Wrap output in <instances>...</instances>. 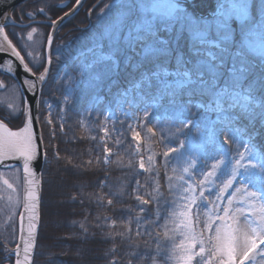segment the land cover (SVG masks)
Returning <instances> with one entry per match:
<instances>
[{"label":"trees","instance_id":"trees-1","mask_svg":"<svg viewBox=\"0 0 264 264\" xmlns=\"http://www.w3.org/2000/svg\"><path fill=\"white\" fill-rule=\"evenodd\" d=\"M189 1L183 5L192 10L195 20L163 23L154 38L161 36L168 43L158 52L140 59L132 55L126 65L112 73L102 74L100 83L91 89L69 94L64 103H61L60 97L56 99L53 96L51 79L43 85L38 116L41 115L44 99L52 104L54 119L47 128L39 118L45 163L41 173L40 224L32 264L170 263L174 242L163 230L173 204L171 195L163 189L167 164H163L157 156L152 172L140 171L124 125L117 127L108 143L101 141L99 126L105 109L123 88L141 79L147 80L143 88L148 99L160 94L165 98L162 97L165 100H162L163 105L176 102L186 106H195L188 102L198 100L203 102L204 108H207L204 111L208 113L218 112L207 107L217 88L241 91L252 101L247 108L232 104L231 99L226 101L224 107L229 116L223 122L242 138L248 139L251 147L259 146L264 150V117L260 115L264 107V61L236 43L258 22L259 15H264V0L259 5L252 2V12L242 23L236 25L231 21L226 26L209 16L213 11L210 7L215 6L214 0ZM74 2L70 0V4ZM49 3V0H28L24 4L35 7L39 13L40 9H44L42 16L54 18L55 10ZM23 5L19 6L21 12H17V16L22 18L27 13L23 12ZM91 7H86L85 14H75L56 32L49 74L56 70L59 74L64 68L61 75L66 79L74 76L81 65L91 61L94 51L80 59H75V54L93 44H97V53L105 52L112 57L122 59L123 55L130 53V40L124 38V33L108 39L101 34L98 25L89 23L91 19L87 22V18H92ZM28 12L32 14L34 10ZM196 13L202 16L198 18ZM197 30L231 39H219L221 41L216 45H201L192 37L193 31ZM69 31H72L70 37ZM8 34L25 64L35 74L40 71L44 64L40 69L38 65H33L14 35ZM210 50L217 53L208 57L201 52L208 54ZM240 51H243V60L238 55ZM222 54L226 55L225 59ZM241 64L245 77L237 80ZM158 70L187 73L193 81L178 90L175 86L164 89L154 75ZM1 77L12 83L10 78ZM23 124V116L18 121H7L8 127L13 130ZM152 138L155 139L150 135L147 141H152ZM166 144L172 145L171 142ZM105 148L110 151L108 160ZM254 180L264 196L262 179L256 177ZM56 182L62 183L61 188ZM109 200L113 202L109 204ZM52 220L55 225L51 224ZM4 247L8 250L12 246ZM11 261L12 257L8 259L0 254V264H12Z\"/></svg>","mask_w":264,"mask_h":264},{"label":"rangeland","instance_id":"rangeland-1","mask_svg":"<svg viewBox=\"0 0 264 264\" xmlns=\"http://www.w3.org/2000/svg\"><path fill=\"white\" fill-rule=\"evenodd\" d=\"M49 1L56 14L54 18L50 17L51 20L56 19L57 14L65 13L77 3V0L72 4H70V0ZM253 1L256 5L263 3V0H214L215 6L210 7L213 11L209 13V16L212 20L224 26L231 21L239 25L251 14L250 6ZM19 6L10 11L3 27L11 41L12 39L8 33L14 35L13 37L33 65H38V69H40L42 63L44 64L40 71L36 73L40 76L45 70L47 60L45 54L50 30V26L48 30V25L50 24L45 21L44 15L42 16L34 9L35 7L30 5L25 6L24 4L22 6L23 12H27L24 15L25 19L19 15L17 16V12H21ZM89 6H92L90 11H93V13L92 18H87V22L91 19L89 23L94 22L95 25H98L101 34L108 39L120 37L124 33V38L130 40L128 44L130 53L123 55L122 59L112 57L105 52L97 53L95 51L97 44H93L75 54V59H80L88 52L92 53L94 51L90 56L91 61L81 65L74 76L66 79L64 75H61V70H64V68L60 69L59 74L57 70L53 74H49V67L47 80L51 79L50 83L54 89L53 96L56 99L60 97L61 103H64L69 94L76 91H86L96 83L99 84L102 74L112 73L120 66L126 65L132 55L140 59L158 52L160 48L168 43V40L161 36L154 38L155 32L162 27L163 23L185 19L195 20L192 10H189L183 3L174 0H86L77 13H80V15L85 14L86 7ZM31 9L34 12L30 17L28 10ZM196 15L198 18L202 16L197 13ZM33 28L36 29L35 32H32ZM59 29L60 27L57 31H60ZM29 32H32L31 39L28 38ZM200 34L206 37L205 44L213 43L216 45L218 41H221L219 39L224 38L228 41L231 39L215 37L204 30L193 31V39L195 38L198 41L197 37ZM55 35L49 46V61H51V51L55 44ZM70 36H72V31H69ZM236 43H239L241 48L264 61V52L260 49L261 44H264V15H259L258 22ZM12 45L14 46L13 41ZM201 52L208 57L209 54L217 53L212 50L208 54ZM222 57L225 59L226 55L222 54ZM154 75L162 83L164 89H172L177 81L182 82L183 85L193 81L188 76L189 74L185 76L180 71L158 70ZM243 75L240 78H244ZM0 82H2L0 89V120L6 124L7 121L10 122V119L11 121H18L22 116H25L22 96L13 81L12 83L8 82L0 76ZM146 82L147 80L141 79L123 88L116 95L114 102L105 109L99 126L101 141L103 143L109 141L110 137L115 135L117 127L124 125L125 129L128 130L133 155L140 171L152 172L157 156L160 157L163 164H167L164 169L166 175L165 173L163 175V189L171 195L173 204L164 222L163 230L174 242L169 264H182L180 257L183 253L178 245L185 238L181 236L178 228L180 220L190 224L196 233L203 232V235L207 237L212 233L205 230V221L207 220L209 226L224 224L223 217L228 210V199L232 200L233 205L231 207L233 209H243L245 213L251 212L253 205L258 211L260 205L264 204V196L254 180L256 177L261 178V184L264 183V150L259 146H257L258 149L251 147L248 139L242 138L238 132L223 122L229 116L224 105L220 108L223 110L212 108L218 110L217 113L205 112L207 108H204L203 102L198 100L188 102L195 106L176 104V102L163 105L162 100L165 102V98L162 95H155L152 97L153 99H148L144 95L143 87ZM168 85H171V87H167ZM61 93H63L62 96H60ZM218 93L219 97L216 96ZM217 98L224 102L231 99L232 104L245 108L252 101L246 94L235 89L229 91L217 88L209 101L211 102ZM42 103L41 115L38 117L49 128L48 125L54 119L53 107L51 103L44 99ZM145 113H148V115L146 116ZM261 113L260 115L264 117V107ZM137 133H139L138 137ZM150 135L155 139L152 138V141H147ZM163 137L167 142L163 140ZM170 138L171 140H167ZM168 142H171L172 145L166 144ZM165 152L168 153L167 157L164 155ZM105 153L108 160L110 151L107 148H105ZM241 153H243L244 159L240 165H237L236 161L240 159ZM141 162L144 164L143 169L140 167ZM213 164L217 165L216 175L211 178L210 182L201 185L199 182L204 180L207 172L212 171ZM233 169H236L233 186L224 193L222 201H216V195L219 194L220 188L228 179L233 178ZM5 181L8 183L6 184ZM8 184H11L12 187H8ZM56 185L60 187L62 183L57 184L56 182ZM191 187L195 189L194 192L188 191L186 193L184 191ZM157 189L158 186H156ZM236 189L240 191H236ZM248 193H255L253 200L248 197ZM192 197L196 198V205L190 204L189 200ZM216 203L224 208H217ZM20 206L21 179L19 169L0 170V242L3 243H0V254L8 259H10L12 249L16 243ZM181 212L188 213V216H180L179 213ZM217 212H219V215H217ZM233 215H236L238 219L240 218V213L237 211H233ZM228 219L231 223V216ZM51 224L55 225L53 220ZM231 241V232L225 228L222 244V251L225 255L231 254ZM4 245L12 247L7 250ZM261 247L264 248V246ZM253 256L254 261L252 264H264L260 256L255 253Z\"/></svg>","mask_w":264,"mask_h":264},{"label":"snow or ice","instance_id":"snow-or-ice-1","mask_svg":"<svg viewBox=\"0 0 264 264\" xmlns=\"http://www.w3.org/2000/svg\"><path fill=\"white\" fill-rule=\"evenodd\" d=\"M77 2H79V0H77ZM40 12L41 14H43L44 9H40ZM65 15H67V13ZM29 16L31 17V14H29ZM56 23V20H52L53 26H55ZM35 31L36 29L33 28L32 32ZM32 32L28 33L29 39L32 38ZM0 35H2L3 39L7 41L8 45L12 47V41L9 39L3 26H0ZM197 39L201 45H204L206 42V37H204L202 34L198 35ZM48 42L49 44H51L52 42L51 35L48 38ZM260 49L262 52H264V44H261ZM0 51H3L2 46H0ZM12 52L17 58L20 59V62L25 70L31 72L32 69L29 68L27 64H24V58L20 55V52L16 51L15 47H12ZM238 55L240 59L243 60V51H240ZM45 71H47V69H45ZM244 72L245 69L243 67V64H241V67L239 68L237 74V80L240 79ZM184 75L186 76L187 73H184ZM39 79L43 81L45 79L44 75H41ZM182 86L183 83L177 81L175 85L176 89L178 90ZM167 87H171V85H168ZM216 96L219 97V93L216 94ZM223 105H225V102L217 98L212 100L208 107L220 109ZM145 115L147 116L148 113H145ZM0 129H5L7 133L6 136L0 134V156L18 157L22 159L24 172L27 175H32L31 164L37 156V151L33 142L32 131L28 127H25L19 132H14L10 129H6L3 124H0ZM138 136L139 133H137V137ZM164 155L165 157H167L168 153L165 152ZM243 159L244 155L243 153H241L240 159L236 161V164L240 165ZM140 167L143 169V162H141ZM216 167V164L212 165V171L207 172L204 176V180L199 182L201 185H203L205 182L211 181V178L216 175ZM235 177L236 169H233V178L228 179L227 182L224 183L223 187L220 188L219 194L216 195V201H222L224 199V193H226L228 189L233 186ZM5 183L7 184L8 182L5 181ZM8 187L11 188L12 185L8 184ZM184 191L186 193L188 191L194 192L195 189L191 187L190 189H185ZM236 191L240 190L236 189ZM247 195L251 200H253L255 197V193H248ZM28 196L31 203L30 205H26V207H30L32 210H35L38 203L37 193L35 191H30L28 193ZM137 198L140 199L139 197ZM97 199H101V197H97ZM112 202V200L108 201L109 204H111ZM189 202L192 205L197 204V200L195 197H192ZM143 203H147V201H143ZM227 204L228 210L225 212V215L223 217L225 221L224 224H216L215 226L214 224H212L209 226L207 220L205 221V230L212 233L207 237L203 235V232L196 233L190 224H186L184 220H180L178 228L181 236L185 238L178 245L183 253L180 257L182 264H252V262L254 261V253L260 256L261 260L264 261V248L261 247L264 246V204L260 205L258 211L253 205L252 210L249 213H245L243 209H233L231 207L233 205L231 199L227 200ZM216 206L219 209L224 208L218 203H216ZM233 211H237L240 213L239 219L236 215H233ZM179 215L188 216V213L181 212L179 213ZM217 215H219V212H217ZM230 216L232 220L231 223L228 219ZM37 219L38 217L35 214L29 217V240L24 249V264H27L28 249L32 243L33 231L36 228ZM225 228H227L232 235L230 255H225L222 251ZM185 241H187V243H185ZM16 264H22L21 260L17 259Z\"/></svg>","mask_w":264,"mask_h":264},{"label":"water","instance_id":"water-1","mask_svg":"<svg viewBox=\"0 0 264 264\" xmlns=\"http://www.w3.org/2000/svg\"><path fill=\"white\" fill-rule=\"evenodd\" d=\"M27 0H0V26H4L6 23L5 19L8 17L10 11L21 5ZM86 0H79L73 7L67 10L62 15L58 16L56 19L57 23L55 26L52 25V20L49 16L44 15L45 21L50 24L49 36L51 35L52 40L53 36L57 32L58 28L70 17L76 14L84 5ZM181 3H190L189 0H174ZM67 13V15H65ZM90 13H88V16ZM206 16V15H204ZM0 46H2L3 51H0V74L6 77H9L18 87L19 93L22 96L24 103V124L21 128L13 130L8 127L6 123L0 120V124H3L6 129H10L14 132H19L21 129L28 127L33 134V142L37 151L36 159L32 162V175H27L23 169V160L18 157H8L0 156V170H8L13 168H18L20 171L21 179V206L20 212L17 221V237L16 243L12 249L11 257L12 264H16L17 259H20L22 264L25 260V245L29 240L28 231H29V217L35 214L38 219L36 221V228L33 231L32 243L28 249V259L27 264H32L37 234L39 230V205L41 198V173L45 163V151L41 136V129L39 124V103L41 90L45 84L48 76V71L50 67V61L48 58L49 53V42L46 48V64L44 72L41 75H44L45 79L41 81L39 75L33 73V71L28 72L25 70L23 65L20 62V59L17 58L13 52L12 47H10L4 39L0 40ZM17 51V49H16ZM25 64V61H24ZM0 134L7 135L5 129H0ZM31 182V183H30ZM30 191H35L37 193L38 203L35 210H32L26 205H30L31 201L29 200L28 193ZM18 253V255H17Z\"/></svg>","mask_w":264,"mask_h":264},{"label":"bare ground","instance_id":"bare-ground-1","mask_svg":"<svg viewBox=\"0 0 264 264\" xmlns=\"http://www.w3.org/2000/svg\"><path fill=\"white\" fill-rule=\"evenodd\" d=\"M3 39V36L2 35H0V40H2ZM14 83V82H13ZM15 84V83H14Z\"/></svg>","mask_w":264,"mask_h":264},{"label":"flooded vegetation","instance_id":"flooded-vegetation-1","mask_svg":"<svg viewBox=\"0 0 264 264\" xmlns=\"http://www.w3.org/2000/svg\"><path fill=\"white\" fill-rule=\"evenodd\" d=\"M49 26H50V25H49ZM0 75H1V74H0ZM1 76H3V75H1ZM1 83H2V82H0V89H1Z\"/></svg>","mask_w":264,"mask_h":264}]
</instances>
